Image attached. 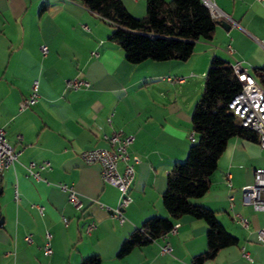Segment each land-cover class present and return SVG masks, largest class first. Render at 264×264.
<instances>
[{"label":"crops","instance_id":"obj_1","mask_svg":"<svg viewBox=\"0 0 264 264\" xmlns=\"http://www.w3.org/2000/svg\"><path fill=\"white\" fill-rule=\"evenodd\" d=\"M122 1L132 15L146 14V0ZM215 2L234 23L227 21L230 28L217 24L214 38L197 41L187 61L131 64L110 39L108 23L78 0H0V127L19 153L16 164L0 173V264H80L92 255L102 264H193L206 251L205 222L183 216L167 236L169 254L160 255L164 242L158 239L117 258L123 240L147 219L171 218L162 200L167 175L185 161L192 145L191 115L211 60L239 63L249 74L264 66V0ZM41 46L47 48L45 55ZM76 77L90 87L70 89L67 82ZM167 77L186 80L171 84ZM35 81L39 101L20 110ZM120 131L134 137L129 153L140 160L122 224L110 216L118 190L102 181L99 165L86 164L80 156L109 148L104 136ZM31 162L50 164L40 170V180L27 174ZM123 168L120 163L119 171ZM257 168H264L258 143L231 138L208 193L194 202L214 211L238 244L204 264H264V245L257 238L264 211L244 205L240 191L253 183ZM59 184L74 189L80 210ZM236 213L249 220L248 229ZM92 222L96 226L87 234ZM47 232L49 256L43 251Z\"/></svg>","mask_w":264,"mask_h":264},{"label":"trees","instance_id":"obj_2","mask_svg":"<svg viewBox=\"0 0 264 264\" xmlns=\"http://www.w3.org/2000/svg\"><path fill=\"white\" fill-rule=\"evenodd\" d=\"M78 1L108 23L112 29L110 39L119 44L131 64L147 60L187 61L197 41L214 38L217 26V20L202 0H146L143 17L132 15L122 0ZM251 75L264 88V66L253 69ZM240 90L241 83L232 64L214 57L191 115L196 141L190 146L185 161L175 163L167 175L162 200L171 218L147 219L123 240L117 258H124L135 249L157 241L183 216L202 220L207 226V249L194 257L193 264H204L214 259L221 249L238 244V239L226 230L214 211L194 201L208 193L211 176L231 138L257 142V134L242 127L228 108ZM80 264H102V258L92 255Z\"/></svg>","mask_w":264,"mask_h":264},{"label":"built area","instance_id":"obj_3","mask_svg":"<svg viewBox=\"0 0 264 264\" xmlns=\"http://www.w3.org/2000/svg\"><path fill=\"white\" fill-rule=\"evenodd\" d=\"M203 3L209 8L213 19L217 21H229V17L218 7L215 0H202ZM234 23V21L230 20ZM84 29H88L84 26ZM43 55L47 53V48L41 46L40 48ZM95 55V53H93ZM234 72L239 82L241 83V90L232 98L228 104L229 110L236 116L240 125L248 128L257 134V143L262 150H264V88L256 81V79L243 69L239 63L233 65ZM185 77H167V81L171 84L184 83ZM67 86L72 90L88 89L90 83L86 80L76 77L67 82ZM39 84L35 81L32 85L31 94L23 100L20 105V110L28 109L35 105L39 99L38 92ZM190 141H196L195 133L192 132L189 136ZM21 140V137H19ZM104 139L109 143V148H92L83 151L80 156L86 164H97L101 168V178L106 184L112 185L119 192L118 205L114 209H110V216L118 220L119 223L125 221L124 209L133 202L130 197V191L136 178L135 165L140 162L139 157L132 156L129 153V147L134 141V137L126 135L122 131L115 132L111 136L105 135ZM19 153L8 143L6 138V130L0 127V173L13 167L18 161ZM120 163L124 164L123 171H119ZM48 162L38 164L35 162L29 163L25 166L27 174L36 180H40V170L49 168ZM227 183L232 187L231 176H227ZM58 187L68 194L69 201L74 205L77 210L83 206L78 194L74 189L65 184H59ZM243 194V204L251 206L255 211H264V168H257L254 173V181L250 185H244L240 188ZM233 202V198L230 199ZM237 222L245 229L250 227L248 219L244 218L240 213L234 215ZM66 221V219H64ZM96 223L92 222L86 226L85 232L90 234L95 228ZM176 228L160 237L159 239L164 242L160 246V255L169 254L172 249L170 243L166 241L167 236L175 233ZM47 242L43 246V251L46 256L52 253L50 247L51 234L46 233ZM257 238L259 243L264 245V228L257 231ZM26 241L31 243V237L27 236ZM246 258L253 262V260L245 255Z\"/></svg>","mask_w":264,"mask_h":264},{"label":"water","instance_id":"obj_4","mask_svg":"<svg viewBox=\"0 0 264 264\" xmlns=\"http://www.w3.org/2000/svg\"><path fill=\"white\" fill-rule=\"evenodd\" d=\"M217 24L221 25L222 27H225V28H230L227 21H217ZM1 222H2V220H1Z\"/></svg>","mask_w":264,"mask_h":264},{"label":"rangeland","instance_id":"obj_5","mask_svg":"<svg viewBox=\"0 0 264 264\" xmlns=\"http://www.w3.org/2000/svg\"><path fill=\"white\" fill-rule=\"evenodd\" d=\"M195 136H196V134H195Z\"/></svg>","mask_w":264,"mask_h":264}]
</instances>
